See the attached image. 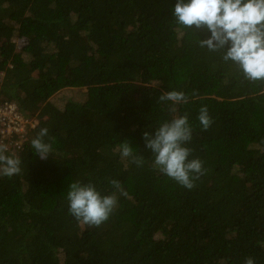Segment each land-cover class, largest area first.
<instances>
[{"label": "trees", "instance_id": "trees-1", "mask_svg": "<svg viewBox=\"0 0 264 264\" xmlns=\"http://www.w3.org/2000/svg\"><path fill=\"white\" fill-rule=\"evenodd\" d=\"M176 2L0 0V94L39 119L6 153L21 172L0 175V264H264V82L201 48L210 32L177 25ZM173 90L188 97L175 113L159 101ZM184 115L205 169L192 190L153 169L143 139ZM42 128L46 160L31 146ZM125 141L143 166L115 151ZM73 182L117 195L100 227L69 214Z\"/></svg>", "mask_w": 264, "mask_h": 264}, {"label": "clouds", "instance_id": "clouds-1", "mask_svg": "<svg viewBox=\"0 0 264 264\" xmlns=\"http://www.w3.org/2000/svg\"><path fill=\"white\" fill-rule=\"evenodd\" d=\"M173 16L177 25L189 29L195 26L210 32L209 38L199 40L201 48L222 53V59L232 62L246 80L264 82V0H177ZM0 97L10 102L1 94ZM159 101L171 102L170 111L175 113V106L187 103L188 97L180 91H164ZM10 103L17 105V102ZM197 118L203 130H208L212 119L207 106L200 108ZM192 131L188 116L184 115L162 123L154 136L147 131L143 133L145 146L153 156V169L188 190L194 189L195 182L205 174L203 162L198 158L189 159L192 150L185 146L192 140ZM47 136L48 129L42 128L31 141L32 148L42 160L48 159L53 151L52 143L45 142ZM115 151L122 159L131 158L138 167L143 166L144 157L135 155L127 141L120 143ZM7 152L8 146L0 143V175L12 177L21 172V160L15 155H7ZM110 183L126 195L119 181L111 180ZM67 201L69 214L79 224L89 227L103 225L118 205L115 193L102 195L92 183L80 182L70 184ZM244 264L256 262L249 256Z\"/></svg>", "mask_w": 264, "mask_h": 264}, {"label": "built area", "instance_id": "built-area-1", "mask_svg": "<svg viewBox=\"0 0 264 264\" xmlns=\"http://www.w3.org/2000/svg\"><path fill=\"white\" fill-rule=\"evenodd\" d=\"M38 123L37 118H24L16 104L0 97V143L6 144L8 150L20 147L22 141L26 142L29 131L35 129Z\"/></svg>", "mask_w": 264, "mask_h": 264}, {"label": "rangeland", "instance_id": "rangeland-1", "mask_svg": "<svg viewBox=\"0 0 264 264\" xmlns=\"http://www.w3.org/2000/svg\"><path fill=\"white\" fill-rule=\"evenodd\" d=\"M86 92H87V89H82L81 92H80V91H74V92H72V93H70L69 90H64V91H62L61 93H59V94H57L56 96H54V97L51 99V102H52L53 104H58V105H60V107H62V106H61V104H62L61 98H62V97H65V95H70V96H74V97H76L77 99H81V98H82V95H81V94L84 95Z\"/></svg>", "mask_w": 264, "mask_h": 264}]
</instances>
